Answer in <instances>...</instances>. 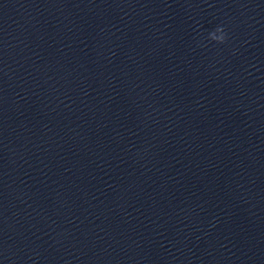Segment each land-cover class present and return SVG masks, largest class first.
<instances>
[{"label":"clouds","instance_id":"1","mask_svg":"<svg viewBox=\"0 0 264 264\" xmlns=\"http://www.w3.org/2000/svg\"><path fill=\"white\" fill-rule=\"evenodd\" d=\"M209 37L218 43H224L226 41L224 28L222 26H218L214 31L209 33Z\"/></svg>","mask_w":264,"mask_h":264}]
</instances>
